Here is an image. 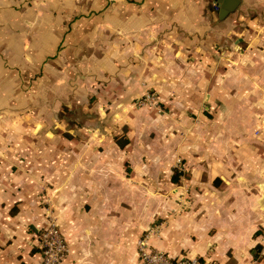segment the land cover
<instances>
[{
	"label": "crops",
	"instance_id": "crops-1",
	"mask_svg": "<svg viewBox=\"0 0 264 264\" xmlns=\"http://www.w3.org/2000/svg\"><path fill=\"white\" fill-rule=\"evenodd\" d=\"M227 5L0 0V264H40L48 204L62 264H142L150 229L173 257L264 264V0Z\"/></svg>",
	"mask_w": 264,
	"mask_h": 264
},
{
	"label": "built area",
	"instance_id": "built-area-1",
	"mask_svg": "<svg viewBox=\"0 0 264 264\" xmlns=\"http://www.w3.org/2000/svg\"><path fill=\"white\" fill-rule=\"evenodd\" d=\"M143 103L156 104L158 106L159 98L155 93L146 91L142 98L139 99L138 105ZM46 214L47 222L45 226L39 230V244L41 248L40 264H62L67 256L68 247L59 227L51 216L49 207L46 209ZM149 234L150 233H146L137 242L138 256L142 264H215V262L209 258L200 259L196 256H170L164 251L157 250L147 244V239L150 236Z\"/></svg>",
	"mask_w": 264,
	"mask_h": 264
},
{
	"label": "rangeland",
	"instance_id": "rangeland-1",
	"mask_svg": "<svg viewBox=\"0 0 264 264\" xmlns=\"http://www.w3.org/2000/svg\"><path fill=\"white\" fill-rule=\"evenodd\" d=\"M148 106V107H151L152 109H154L156 112H160L161 111V107H160V104L157 106L156 104H147V103H143V104H141V105H139V106ZM174 167L176 168V170L178 171V173L177 174H181V179L180 180H182V181H184V173H185V171H186V166H185V164L183 163V161H182V159L181 158H178L176 161H175V164H174ZM185 191H186V184H184L183 182H181V185L179 186V192H182V193H185ZM181 196H180V198L181 199H183L184 198V196H183V194H180ZM47 207H49V209H50V211H51V216H52V218L54 219V221H55V223L57 224V220H56V217H55V215L53 214V211L51 210L52 208L50 207V205L48 204V206H43V209H44V224H43V226H45V224H46V220H47V214H46V209H47ZM158 225H161V224H158ZM57 226H58V224H57ZM151 230V229H150ZM150 230H148L149 232L148 233H150ZM143 237V236H142ZM141 237V238H142ZM140 238V239H141ZM139 240V239H138ZM137 240V241H138ZM137 253H138V250H137Z\"/></svg>",
	"mask_w": 264,
	"mask_h": 264
},
{
	"label": "water",
	"instance_id": "water-1",
	"mask_svg": "<svg viewBox=\"0 0 264 264\" xmlns=\"http://www.w3.org/2000/svg\"><path fill=\"white\" fill-rule=\"evenodd\" d=\"M216 2L221 6L219 10L220 16L227 15L231 9V7L227 5V0H216Z\"/></svg>",
	"mask_w": 264,
	"mask_h": 264
},
{
	"label": "trees",
	"instance_id": "trees-1",
	"mask_svg": "<svg viewBox=\"0 0 264 264\" xmlns=\"http://www.w3.org/2000/svg\"><path fill=\"white\" fill-rule=\"evenodd\" d=\"M126 142H127L126 139H122V137H121V139H117V144H119V145H124ZM178 176H179V174H175V179H174L175 182L179 181Z\"/></svg>",
	"mask_w": 264,
	"mask_h": 264
}]
</instances>
